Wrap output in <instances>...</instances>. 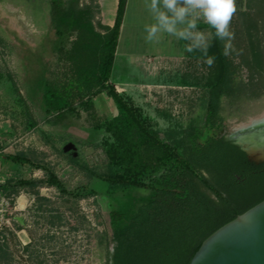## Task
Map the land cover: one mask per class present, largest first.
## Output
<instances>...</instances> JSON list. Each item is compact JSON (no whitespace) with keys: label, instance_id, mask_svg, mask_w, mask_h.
Listing matches in <instances>:
<instances>
[{"label":"rangeland","instance_id":"374dc122","mask_svg":"<svg viewBox=\"0 0 264 264\" xmlns=\"http://www.w3.org/2000/svg\"><path fill=\"white\" fill-rule=\"evenodd\" d=\"M143 1L128 11L110 84L119 91L116 84L128 83L119 92L169 142L204 121L219 65L190 55L196 51L188 50L190 41L179 46L175 36L167 43L158 33L148 42L145 26L154 16ZM80 5L85 25L104 34L99 0ZM235 7L227 55L234 95L223 105V134L264 114V0H235ZM199 30L211 45L212 31ZM148 43L149 54L128 57ZM55 44L51 0H0V246L7 264H107V244L110 257L115 244L104 177L123 174L136 157L147 156L134 155L131 141L111 129L118 112L107 92L90 93L63 122L47 116L39 80L63 81L73 68ZM6 154L25 155L30 163L12 168Z\"/></svg>","mask_w":264,"mask_h":264},{"label":"trees","instance_id":"16d2710c","mask_svg":"<svg viewBox=\"0 0 264 264\" xmlns=\"http://www.w3.org/2000/svg\"><path fill=\"white\" fill-rule=\"evenodd\" d=\"M80 4L81 0H51L54 52L73 68L63 81L50 82L44 75L39 80L46 114L63 122L78 114L76 104L90 93L107 92L118 112L111 129L131 141L134 155L142 151L147 156L136 157L123 174L104 177L110 184L104 195L111 206L115 244L112 257L107 244V264H190L208 237L264 201V162L251 161L228 139L230 133L222 132L227 119L223 105L233 98L235 84L223 41L215 38L214 29L198 23V29L213 33L208 55L215 57L219 73L209 83L204 121L168 142L110 84L128 0H119L113 26L102 24L104 34L91 23L85 25ZM190 55L206 59L199 49ZM4 158L12 168L30 163L21 154ZM51 183L62 187L56 176ZM5 259L0 246V264H7Z\"/></svg>","mask_w":264,"mask_h":264},{"label":"water","instance_id":"95a60500","mask_svg":"<svg viewBox=\"0 0 264 264\" xmlns=\"http://www.w3.org/2000/svg\"><path fill=\"white\" fill-rule=\"evenodd\" d=\"M237 129L232 130L228 139L251 161L263 163L264 130L254 132L240 142L234 140ZM190 264H264V201L208 237Z\"/></svg>","mask_w":264,"mask_h":264},{"label":"clouds","instance_id":"9594fccd","mask_svg":"<svg viewBox=\"0 0 264 264\" xmlns=\"http://www.w3.org/2000/svg\"><path fill=\"white\" fill-rule=\"evenodd\" d=\"M148 7L154 16V23L145 26L149 41L161 32L190 41L188 50L199 49L211 65L215 57L208 55V37L198 29L203 20L214 29L215 38L225 41L224 55L229 54L234 37L229 25L236 11L235 0H149Z\"/></svg>","mask_w":264,"mask_h":264},{"label":"bare ground","instance_id":"6f19581e","mask_svg":"<svg viewBox=\"0 0 264 264\" xmlns=\"http://www.w3.org/2000/svg\"><path fill=\"white\" fill-rule=\"evenodd\" d=\"M106 1H107L106 21L110 22L114 13L115 4L117 0H106ZM127 87L128 84L118 85V89L120 92L128 90ZM263 130H264V114L258 117L251 118L250 121L247 123L240 124L238 126L237 131H235L237 133L234 135V140L242 142L245 140L247 136L251 135L252 133ZM248 149L250 148L248 147ZM251 151L254 152L252 149Z\"/></svg>","mask_w":264,"mask_h":264},{"label":"crops","instance_id":"0c3cea01","mask_svg":"<svg viewBox=\"0 0 264 264\" xmlns=\"http://www.w3.org/2000/svg\"><path fill=\"white\" fill-rule=\"evenodd\" d=\"M118 2H119V0H117L116 1V4H115V9H114V13H113V16H112V18H111V21H110V23L108 22L107 23V21H106V6H107V1L106 0H99V3H100V6H101V16H102V23L103 24H105V25H110V26H113L114 25V23H115V19H116V14H117V9H118ZM143 0H128V4H127V9H126V15H125V19H124V23H123V27H122V32H124V30H125V27H126V17H127V14H128V11H129V9H130V7H132L133 5H135V6H140L141 4H143ZM122 32H121V34H122ZM160 34V33H159ZM161 36L163 37L162 38V42L163 41H167V43L172 39V35H170V34H168V33H163V32H161ZM182 39H179V46L181 45V43H182ZM148 42H149V40H148ZM151 42V41H150ZM154 42V41H153ZM152 43L151 44H147L146 45V50L145 51H139V52H136V53H128V57H132V56H136V55H147V54H149L153 49H152ZM148 46H150V47H148ZM117 56H119V53H118V51H117V55H116V57ZM126 84H128V83H126ZM116 86L118 87V84H116Z\"/></svg>","mask_w":264,"mask_h":264}]
</instances>
